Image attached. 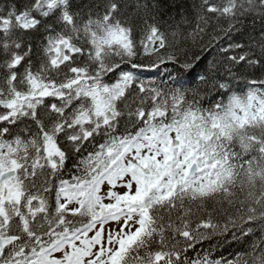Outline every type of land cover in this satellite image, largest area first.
Returning a JSON list of instances; mask_svg holds the SVG:
<instances>
[{"label":"snow or ice","instance_id":"6c2138e0","mask_svg":"<svg viewBox=\"0 0 264 264\" xmlns=\"http://www.w3.org/2000/svg\"><path fill=\"white\" fill-rule=\"evenodd\" d=\"M0 264H264V0H0Z\"/></svg>","mask_w":264,"mask_h":264}]
</instances>
